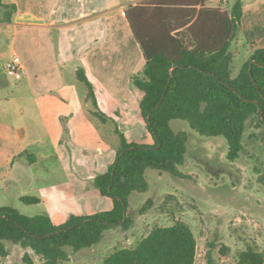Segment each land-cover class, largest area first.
<instances>
[{"label":"crops","instance_id":"0c3cea01","mask_svg":"<svg viewBox=\"0 0 264 264\" xmlns=\"http://www.w3.org/2000/svg\"><path fill=\"white\" fill-rule=\"evenodd\" d=\"M149 1L1 0L15 9L7 20L6 9L0 8V206L11 205L5 202L12 190L19 201L38 197L39 203L25 205L45 206L55 225L71 215L112 208L111 198L100 194L93 179L115 161V127L127 142L154 143L140 114L143 92L130 82L145 59L125 12L130 6L147 7L137 24L152 45L161 44L157 35L166 13L179 11L180 21L193 24L203 42L213 46L223 36L219 10L230 12L236 0H164L157 6ZM241 1L240 27L229 46L232 77L256 49L264 48V0ZM13 56L24 67L19 80L4 71ZM79 67L110 116L105 122L90 113L86 86L76 77ZM67 202L76 203L78 211L66 210L57 223L59 212L51 208L67 207Z\"/></svg>","mask_w":264,"mask_h":264},{"label":"trees","instance_id":"16d2710c","mask_svg":"<svg viewBox=\"0 0 264 264\" xmlns=\"http://www.w3.org/2000/svg\"><path fill=\"white\" fill-rule=\"evenodd\" d=\"M156 2L159 1L151 0L148 5H161L164 0ZM0 8L6 9L7 20L15 9L1 0ZM146 8L130 6L125 15L145 59L142 71L133 75L130 82L143 92L140 114L154 143L127 142L115 127L118 137L115 161L105 173L93 179L100 194L111 198L110 210L71 215L64 223L55 225L46 214L27 215L12 205L0 206L1 255L5 254L3 243L7 241L32 250L44 264H58L68 259L65 247L77 251L100 242L111 227L128 229L132 224L128 200L132 193L148 190L147 169L183 176L179 167L185 162L187 133L175 132L170 126L173 119L185 120L202 136H223L230 161L237 159L243 149L247 122L252 119L264 125V48L256 49L238 74L231 75L229 46L240 27L241 0L234 2L230 12L219 10L224 16L223 38L220 36V43L213 46L203 42L193 24L180 21L179 11L166 13L163 31L156 34L161 44L152 45L137 24ZM251 61L262 65L253 64L249 70ZM76 77L86 86L85 101L93 107L91 115L100 122L110 119L98 105L95 87L83 68L76 69ZM20 201L36 204L40 199L21 196ZM149 203L139 212L145 211ZM195 257L193 231L187 224L176 221L154 227L132 247L114 250L104 258L103 264H194ZM22 260L23 264H33L28 253ZM238 261L239 264H264V255L247 249Z\"/></svg>","mask_w":264,"mask_h":264},{"label":"rangeland","instance_id":"374dc122","mask_svg":"<svg viewBox=\"0 0 264 264\" xmlns=\"http://www.w3.org/2000/svg\"><path fill=\"white\" fill-rule=\"evenodd\" d=\"M1 40L0 33V52ZM3 61L0 56V77ZM80 87L84 89L83 85ZM170 126L175 132L187 133L185 162L179 167L183 176L147 169L148 190L134 192L128 200L131 226L107 229L101 241L91 247L77 251L65 247L68 259L58 264H103L114 250L132 247L154 227L176 221L187 224L193 231L194 264H239V255L247 249L264 255V125L252 119L247 122L243 149L234 161L226 156L223 136H202L181 119L171 120ZM59 183L62 185V179ZM15 195L12 190L5 203L27 215L46 214L45 206L25 205ZM149 201L146 210L140 213ZM67 205L51 208L59 212L57 223L65 219L66 210L78 211L76 203ZM3 245L5 254H0V264H23L25 253L31 256L33 264H44L30 249L7 241Z\"/></svg>","mask_w":264,"mask_h":264},{"label":"built area","instance_id":"2783aa9c","mask_svg":"<svg viewBox=\"0 0 264 264\" xmlns=\"http://www.w3.org/2000/svg\"><path fill=\"white\" fill-rule=\"evenodd\" d=\"M4 71L6 75L13 77L16 80L21 79L24 73V67L21 64L19 57L13 56L9 60H7L4 63Z\"/></svg>","mask_w":264,"mask_h":264},{"label":"water","instance_id":"95a60500","mask_svg":"<svg viewBox=\"0 0 264 264\" xmlns=\"http://www.w3.org/2000/svg\"><path fill=\"white\" fill-rule=\"evenodd\" d=\"M253 64H259V63H257L256 61H251V62H250V66H249V70H251V67H252ZM259 65H262V64H259ZM172 74H173V70H172V72L170 73V78L172 77ZM162 97H163V96H162ZM156 107H157V106H155L154 108H152V110H151V112H150L148 118H150L152 111H154V110L156 109Z\"/></svg>","mask_w":264,"mask_h":264}]
</instances>
